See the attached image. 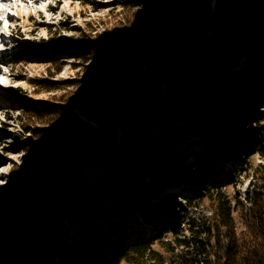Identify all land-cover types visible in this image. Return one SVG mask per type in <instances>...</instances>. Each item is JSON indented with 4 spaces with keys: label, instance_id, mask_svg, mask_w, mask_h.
Here are the masks:
<instances>
[{
    "label": "rangeland",
    "instance_id": "obj_1",
    "mask_svg": "<svg viewBox=\"0 0 264 264\" xmlns=\"http://www.w3.org/2000/svg\"><path fill=\"white\" fill-rule=\"evenodd\" d=\"M123 1L128 0H8L3 3L7 8L0 16L4 17L3 23L7 20V27L4 34L0 30V77L3 78L0 83V169L3 170L0 171V213L10 209L12 215L18 216L16 204L23 197L22 192L31 190L34 194L32 187L38 186L41 168L58 172L53 160L54 148L72 124L69 121L72 115L91 131L100 127L79 106L83 103L81 96L74 92V85L86 91L92 86L94 76L106 75L103 58L94 64L73 53L74 47L84 44L105 48V45L121 43L124 46L115 52L117 61L129 64L136 57L142 73L147 71L143 47L128 33L132 21L149 17L152 0H134L138 6H124ZM213 3L211 0L210 4ZM144 26L147 28L146 23ZM250 36L253 41L250 50L236 49L224 63L220 61L213 67L226 69L221 76L227 83L238 80L243 70L249 74L248 78L253 74L256 77L254 82L250 76L253 86L243 92L251 96L250 100L218 111L215 121L206 128L190 127L182 116L173 123L154 126L150 135L162 142L165 140L170 150L179 153L175 160L171 159L177 171L169 177L157 173V182L166 185L160 191L146 187V197L137 204L129 201V194L137 192L142 181L150 185L148 173L152 169L144 166V173L134 174L123 167L111 175L108 186L103 185V179L92 178L95 173L88 171L92 165L86 161L84 176L92 181L97 195L89 202L88 209L79 207L78 216L69 210L60 211L66 230L52 235L48 245L50 253L45 254L43 264H73L82 259L89 264H113L130 246L150 241L155 242L153 247L161 249L157 241L167 242L172 238L170 232L180 223L185 198L199 196L201 218L210 217L215 202L205 196L208 190L220 186L248 204L243 198L256 177L250 167L264 163L258 154L264 133L253 138L245 133L264 124V51L258 54L264 47V22L254 24ZM102 50L101 55L109 53L107 49ZM202 78L203 82L207 81L208 73L202 74ZM199 83L198 92H203L204 83ZM196 88L184 96L194 94L195 97ZM97 89L100 90L99 86ZM221 90L225 89H219L218 93ZM194 97L191 103L198 96ZM242 113L247 114L246 120L239 118ZM231 127L233 131L229 130ZM115 135L119 140L121 131L117 130ZM124 138L128 148V140ZM186 148L191 151H184ZM131 150V157L141 160L143 151L139 147ZM133 158H128L127 163ZM208 158L212 163L204 166ZM192 169L195 175L189 172ZM171 194L173 197H168ZM4 232V225H0V237ZM22 235L10 243L15 257L25 242ZM105 237L111 241H105ZM218 240L221 242V236ZM26 264L37 263L28 258Z\"/></svg>",
    "mask_w": 264,
    "mask_h": 264
},
{
    "label": "trees",
    "instance_id": "obj_2",
    "mask_svg": "<svg viewBox=\"0 0 264 264\" xmlns=\"http://www.w3.org/2000/svg\"><path fill=\"white\" fill-rule=\"evenodd\" d=\"M210 1L152 0L149 17L132 21V33L128 34L143 47L145 73L136 57L129 64L117 61L115 52L124 44L105 45V48H89L83 44L73 48V53L94 64L103 58L106 75L94 76L92 86L86 91L74 85V92L81 96L83 103L79 106L100 127L91 131L72 115L69 118L72 124L54 148L53 160L58 172H49L47 167L39 170L38 186L32 187L34 194L28 190L19 197L18 216L12 215L10 209L1 211L0 225L5 228L0 237L1 264H26L28 258L43 264L45 254L50 253L48 245L52 235L66 230L60 211L69 210L78 216L79 207L88 209L89 202L97 195L92 181L84 176L86 161L92 165L88 171L96 174L92 178L103 179V185L108 186L111 175L123 167L134 174L144 173V166L152 169L146 172L151 176L150 185L142 181L138 191L129 194V201L137 204L146 197V187L160 191L166 185L157 182V173L169 177L177 171L171 159L175 160L179 153L170 150L165 140L162 142L150 135L154 126L173 123L182 116L190 127L206 128L215 121L218 111L250 100L251 96L243 92L253 86L250 80L253 74L248 78L249 74L243 70L238 80L227 83L221 76L226 69L214 68L236 49L250 50L252 28L264 22V0H214L213 4ZM121 3L138 6L134 0ZM102 49L109 53L101 55ZM263 51L264 47L258 54ZM204 73H208V80L203 82ZM199 82L204 83L203 92H198ZM228 85L230 88L226 89ZM195 86V97H198L191 103L194 94L189 98L184 94ZM221 88L225 90L218 93ZM242 114L239 118L246 120L247 114ZM117 130L121 131L120 141L115 135ZM179 133L184 134L183 129ZM245 133L251 138L264 133V124ZM134 147L143 151L141 160L131 157ZM258 154L264 159V138ZM128 158H133L132 162L127 163ZM250 171L256 177L243 198L247 205L221 186L210 189L205 197L215 202V206L213 214L203 219L199 213L202 210L199 196L187 197L180 223L175 226L181 233L173 227L170 240L158 239L161 249L153 247V241L130 246L113 264H264V163L250 167ZM19 234H23L25 242L15 257L10 243L16 242ZM219 236L221 242H217ZM108 240L111 241L105 237ZM72 263L89 264L83 259Z\"/></svg>",
    "mask_w": 264,
    "mask_h": 264
},
{
    "label": "bare ground",
    "instance_id": "obj_3",
    "mask_svg": "<svg viewBox=\"0 0 264 264\" xmlns=\"http://www.w3.org/2000/svg\"><path fill=\"white\" fill-rule=\"evenodd\" d=\"M8 0H0V4H3L4 2H7ZM0 13H2L3 12V9H0ZM4 28V25H3V20H0V28ZM209 163H212V160L210 159V158H208L207 159V161H206V163H205V165L204 166H208L209 165ZM105 214L106 213H108V212H106V211H103ZM100 216V215H99Z\"/></svg>",
    "mask_w": 264,
    "mask_h": 264
},
{
    "label": "snow or ice",
    "instance_id": "obj_4",
    "mask_svg": "<svg viewBox=\"0 0 264 264\" xmlns=\"http://www.w3.org/2000/svg\"><path fill=\"white\" fill-rule=\"evenodd\" d=\"M29 2H31V0H29ZM4 8H7V5L5 4H0V9H4ZM4 17L3 16H0V20H3ZM4 24H5V28L7 27V20L4 21ZM0 83H3V78L0 77ZM0 117H2V114H0ZM0 171H3L2 169H0ZM0 183H2V181H0Z\"/></svg>",
    "mask_w": 264,
    "mask_h": 264
}]
</instances>
